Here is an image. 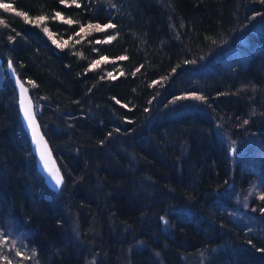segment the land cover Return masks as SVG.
Returning <instances> with one entry per match:
<instances>
[{
	"label": "trees",
	"instance_id": "obj_1",
	"mask_svg": "<svg viewBox=\"0 0 264 264\" xmlns=\"http://www.w3.org/2000/svg\"><path fill=\"white\" fill-rule=\"evenodd\" d=\"M0 3V231L40 264H264V0Z\"/></svg>",
	"mask_w": 264,
	"mask_h": 264
},
{
	"label": "water",
	"instance_id": "obj_2",
	"mask_svg": "<svg viewBox=\"0 0 264 264\" xmlns=\"http://www.w3.org/2000/svg\"><path fill=\"white\" fill-rule=\"evenodd\" d=\"M7 72L12 78L17 93L19 114L28 136L30 149L34 156L36 167L42 175L46 185L54 191H59L64 177L53 153V149L42 130L29 86L19 76L10 59L7 60ZM25 107L30 108L32 113L33 123L36 130L35 139L33 137V127L29 125V122L24 115ZM57 178L61 181L59 184L56 182Z\"/></svg>",
	"mask_w": 264,
	"mask_h": 264
},
{
	"label": "rangeland",
	"instance_id": "obj_3",
	"mask_svg": "<svg viewBox=\"0 0 264 264\" xmlns=\"http://www.w3.org/2000/svg\"><path fill=\"white\" fill-rule=\"evenodd\" d=\"M261 195L257 191V196L261 197ZM0 264H40V262L34 250L20 237L2 230L0 231Z\"/></svg>",
	"mask_w": 264,
	"mask_h": 264
},
{
	"label": "snow or ice",
	"instance_id": "obj_4",
	"mask_svg": "<svg viewBox=\"0 0 264 264\" xmlns=\"http://www.w3.org/2000/svg\"><path fill=\"white\" fill-rule=\"evenodd\" d=\"M62 2H63V0H62ZM74 2H75V0H74ZM0 9H5V10H7V11H13L12 5H11V4H8V3H0ZM17 14H18V15H24L25 18L27 19L26 14H24V13H17ZM56 16H57V17H60V14L57 13ZM60 18L63 19V17H60ZM39 19H40V20H44L45 17H40ZM2 22H3V21H0V23H2ZM65 22L68 23V24L73 23L72 20H67V21H65ZM89 27H90V28H91V27H95L96 30L100 31V30H104V29H107V28H114L115 25H113V24H107V25L104 26V29H101L100 25H95V26L89 25ZM45 31H47V29H45ZM81 31H84V28H83V27H81ZM109 39H111V37H110ZM97 42H99V41H97ZM58 46H59V45H58ZM126 58H127V57H120L121 60L126 59ZM103 59L106 60L107 58L105 57V58H103ZM94 63H95V64H99V61H96V62H94ZM137 71H139V69H137ZM121 74H123V73H121ZM108 75L111 76L112 74L109 73ZM133 75H135V73H133ZM199 99H203V97H199ZM24 115H25V117L27 118V120H28V122H29V125L33 127V137H34V139H35V138H36V130H35V127H34L33 117H32V113H31L30 108H28V107H25V108H24ZM245 123H247V121H245ZM56 182H57V184H59L61 181H60L59 178H57V181H56ZM260 198H261V199H264V196H261ZM5 259H7V257H5Z\"/></svg>",
	"mask_w": 264,
	"mask_h": 264
}]
</instances>
